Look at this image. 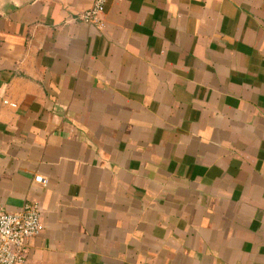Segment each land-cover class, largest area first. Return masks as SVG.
Wrapping results in <instances>:
<instances>
[{
    "label": "crops",
    "instance_id": "crops-1",
    "mask_svg": "<svg viewBox=\"0 0 264 264\" xmlns=\"http://www.w3.org/2000/svg\"><path fill=\"white\" fill-rule=\"evenodd\" d=\"M93 2L0 0L25 264H264V0H108L102 27Z\"/></svg>",
    "mask_w": 264,
    "mask_h": 264
},
{
    "label": "built area",
    "instance_id": "built-area-1",
    "mask_svg": "<svg viewBox=\"0 0 264 264\" xmlns=\"http://www.w3.org/2000/svg\"><path fill=\"white\" fill-rule=\"evenodd\" d=\"M108 0H94L93 5L82 15L88 24L102 27L105 6ZM16 107V104L4 102ZM46 184L47 180L37 178ZM42 212L37 202L26 204L18 213L0 214V264H25L30 238L43 232Z\"/></svg>",
    "mask_w": 264,
    "mask_h": 264
}]
</instances>
